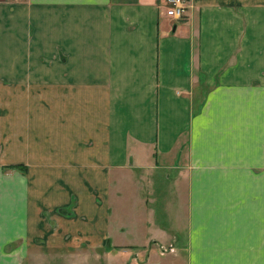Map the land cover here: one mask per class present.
Here are the masks:
<instances>
[{
  "label": "crops",
  "instance_id": "crops-1",
  "mask_svg": "<svg viewBox=\"0 0 264 264\" xmlns=\"http://www.w3.org/2000/svg\"><path fill=\"white\" fill-rule=\"evenodd\" d=\"M172 20L161 0H0V78L36 103L16 100L15 133H38L0 202V264H20L41 211L73 198L83 230L96 198L138 197L153 173L171 219L187 184V264H264V0H187ZM125 203L115 212H132ZM119 222L115 245L137 244ZM156 225L154 242L176 239L173 223Z\"/></svg>",
  "mask_w": 264,
  "mask_h": 264
},
{
  "label": "rangeland",
  "instance_id": "rangeland-1",
  "mask_svg": "<svg viewBox=\"0 0 264 264\" xmlns=\"http://www.w3.org/2000/svg\"><path fill=\"white\" fill-rule=\"evenodd\" d=\"M198 77V96H200L204 91V86L201 75L199 74ZM8 82L7 79L0 78V202H5L8 200L7 197L13 196L14 185L18 184L20 177L24 181L27 173L26 168L29 167L23 166L21 163L17 164L23 167H14L13 165L17 164L12 161L16 155L19 156L23 154L24 150L26 152V149L30 148L28 141H34V137L38 136L35 123L28 135L26 134L28 138L24 137V134L15 133L17 131L15 124V120H17L15 117L17 113L16 100L17 103H21V109L26 104L27 109L33 105L32 107L36 110V103H23L18 100L14 95V86ZM22 122L24 126V120ZM26 129L28 130L29 126ZM23 130H25L24 127ZM32 135L33 139L31 140ZM20 136L22 137L21 144ZM15 144H18L17 148H15ZM126 185L123 186L124 191ZM178 185L177 195L179 197L175 198L178 209L174 219H171V214L166 215L161 212L163 205L159 195L161 192L165 193L163 191L165 187L160 181L158 173L149 175L146 180L140 183V188L137 190L138 197L123 199L111 195L102 201L105 202L103 207L99 205L101 200L96 198L98 204L96 203L97 205L94 207L97 210L95 213L97 215L94 216L95 222L87 219L83 230L78 229L77 225L69 220L73 216V198L66 205L49 211L43 210L40 212V221L45 222L46 229L42 232L41 230L34 231L36 235L23 247L20 264H127L128 259L130 260L133 256L140 261L142 259L141 263L143 264H187L188 247L185 239L187 215L184 212L186 210V197L184 196L187 193V184L182 182ZM151 189L154 191L152 192ZM126 193L130 194V191L123 192V194ZM121 200H125V207L129 204L127 201H130L132 212L129 211L127 214L115 212L117 207L121 206L118 204ZM7 208L13 209L12 205L6 207L5 204L6 211ZM103 208L105 212L102 214V221L104 222L100 224L98 211ZM6 216L9 218L10 214H6ZM117 218L123 221L118 225L119 227L123 226L124 233H126V221L128 222L127 227L131 229L127 232L134 235L137 244L131 247L115 245L113 223L117 222ZM65 221L70 222L65 223ZM163 222L167 225L173 223L174 230L178 234L175 240L170 238L169 244L163 242L164 244L159 245L153 241L159 236V231H155L154 227H157L156 224L161 226ZM10 229L1 231L4 235L7 233L6 237L4 235L2 237L7 238L10 233L15 232ZM15 243L17 245V241H10L5 245V248H12Z\"/></svg>",
  "mask_w": 264,
  "mask_h": 264
},
{
  "label": "built area",
  "instance_id": "built-area-1",
  "mask_svg": "<svg viewBox=\"0 0 264 264\" xmlns=\"http://www.w3.org/2000/svg\"><path fill=\"white\" fill-rule=\"evenodd\" d=\"M165 16L179 20L186 14L187 0H161Z\"/></svg>",
  "mask_w": 264,
  "mask_h": 264
},
{
  "label": "trees",
  "instance_id": "trees-1",
  "mask_svg": "<svg viewBox=\"0 0 264 264\" xmlns=\"http://www.w3.org/2000/svg\"><path fill=\"white\" fill-rule=\"evenodd\" d=\"M14 167H17V168H21V167H23V166H21V165H13Z\"/></svg>",
  "mask_w": 264,
  "mask_h": 264
}]
</instances>
